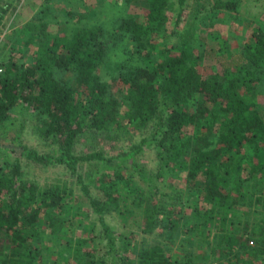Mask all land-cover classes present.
Wrapping results in <instances>:
<instances>
[{"label":"trees","instance_id":"obj_1","mask_svg":"<svg viewBox=\"0 0 264 264\" xmlns=\"http://www.w3.org/2000/svg\"><path fill=\"white\" fill-rule=\"evenodd\" d=\"M116 1L126 13L112 21L110 30L101 20L88 25L72 23L69 33L61 32L60 25L55 30L25 29L22 42L34 56L3 59L0 75V125L20 106L33 112L38 135L58 146L59 156L23 146L25 157L35 164H61L76 177L98 216L102 227L99 238L102 242L106 239L105 252L94 260V225L90 238L84 231L81 236L61 239L64 229L74 223L65 217L75 205L74 188L67 180L46 188L26 180L17 159L0 163V256L44 259L41 253L46 245L41 248L40 242L58 235L62 248L53 264H63L62 259L69 262V258L77 264H107L106 257L119 264H195L194 246L211 247L210 255L218 260L233 254L260 260L264 256V112L257 108V99L264 97V19L254 15L256 23L248 22L251 37L238 46L220 40L216 50L207 47L204 35L195 42L196 33L200 30L212 36L207 29L237 16L240 2L197 1L193 19L187 23L192 37L180 38L169 47L158 41L166 34L178 33L187 0L177 4L175 0ZM10 7H0V24ZM50 11L43 3L35 20L47 18L50 21L41 26L47 25L52 21ZM116 48H124L127 56L112 62L110 53ZM207 56L216 62L208 65L209 74L204 76L202 66ZM131 127L150 129L149 144L159 134L161 139L159 168L154 176L140 171L139 164L131 166L130 177L138 170L150 184L148 189L136 187L137 191L127 197L121 192L122 182L130 184L124 170L132 171L127 169L126 159L119 165L121 155L106 157L102 151L77 154L76 144L89 133L121 138V132L126 134ZM147 141L132 143V150L123 157L134 156L133 150L141 149ZM93 160L116 168L113 174L98 178L96 190L82 171V163ZM169 172L175 176L186 172L185 192L177 191L176 202L183 200L184 208L180 218H174L175 213L162 201L153 203L160 191L153 182ZM131 197L140 207L138 228L149 234L162 230L168 240L135 249L134 233L120 235L105 221L116 212L124 226L132 225ZM240 206L258 214L261 224L246 222L242 229L236 228L242 223ZM229 213L235 218L230 219ZM189 219L194 220L188 223ZM231 225L236 226L235 231ZM249 226L256 245H249L244 233L240 234ZM180 231L182 241L176 247ZM118 240L124 241L123 247ZM174 246L182 255H171ZM128 252L135 253L133 260L124 257ZM248 260L239 257L236 262L248 264Z\"/></svg>","mask_w":264,"mask_h":264},{"label":"rangeland","instance_id":"obj_2","mask_svg":"<svg viewBox=\"0 0 264 264\" xmlns=\"http://www.w3.org/2000/svg\"><path fill=\"white\" fill-rule=\"evenodd\" d=\"M202 2L203 0H187L186 8H185V16L178 28L177 34H166L165 39H159L158 44L162 45L163 43L168 44L169 47H172L174 43L179 42V39H185L186 36H191L188 32V20L193 19V13L196 9V3ZM240 2V8L238 15L234 18H223L224 15L220 14L221 18L225 20L222 22H218L214 27H209L207 29L208 34L212 33V36L207 35V33L200 32V30L196 33V37L194 39L195 42H199L198 38L206 36L205 40L207 43V47L218 49L220 47V40H228L233 46H238L239 43H242L244 39H248L252 35L251 29L248 27V22L256 23L254 15H258L259 20L264 19V0H238ZM176 4L178 0H175ZM45 3L46 6H49L51 9V22H48L47 25L41 26L42 23L50 21L49 19L39 20L36 19L37 13L40 10V7ZM10 5L8 12L5 14L4 18H2V22L0 24V68L3 69L1 65V61L3 59H7L9 57H16L28 60L33 55V51L31 53L30 47L26 46L22 42V35L25 29L31 32L39 31L43 28H49L50 30H55L56 25H60L61 32L69 33L72 27V23H76L80 21V25H88L95 22L97 20H101L106 22L105 26L107 29H112V21L118 17L119 15L125 14V9L119 5L116 0H0V7ZM113 6L117 7V10H114ZM68 11V13H67ZM131 11V10H130ZM74 15V16H73ZM175 12L174 17L171 18L170 24L174 26L175 23ZM69 19V20H68ZM200 23H198L199 26ZM30 25L29 27H26ZM193 25V24H192ZM217 38V39H216ZM12 45H14L12 47ZM203 45V44H202ZM110 61H120V58L124 59L127 54L124 52V48H116V50H112L110 53ZM206 65L202 66V74L207 76L209 74L208 65L214 64L215 58L211 56H207L204 60ZM102 74H105V69H102ZM126 89V87L124 88ZM257 108L260 112H264V97H259ZM37 122L33 115V112L25 107H18L14 111H12L10 118L3 124L0 125V163L5 162L6 160H10V162H15V160L20 161V165L23 171V177L28 180L39 184V186L46 188L47 186L57 183L60 180H67L69 184L75 190V197L71 206L67 213L66 218L69 222L73 220V225L69 227V229H64V234L60 235L62 240H68L72 236L78 237L83 234L84 231L87 233V238L92 237V233L90 232L91 228L94 227V235L96 242V251L94 260L98 261L102 254L105 252L106 239L101 241L99 238V232L102 230L101 224L99 223L98 216L95 215L89 205L88 198L81 191L80 185L77 182L75 176L71 175L69 170L65 169V166L61 164H35L29 161L24 154L22 149L23 146H27L32 148L42 154H50L51 157L59 156L58 146L52 144L49 141L43 140L37 132ZM151 129L152 126H150ZM150 129H137L135 127H131L130 130L125 134L121 132V138H117V136L112 135H103V136H95L93 133L86 134L81 137L76 144V153L77 154H85L92 152L102 151L105 153L106 157L112 156H120L119 165L124 162L123 159H126L125 164L128 165L127 169H132L131 166L133 163L139 164L141 168L139 170L147 172L150 176H154L159 168V156L157 154L159 140L161 139V135H157L155 137V141L149 144V141L152 137L150 136ZM124 135V136H123ZM149 135V136H148ZM146 139L148 140L143 144L141 149L133 150L134 156L126 158L123 157L124 153H128V151L132 150V143H142V141ZM124 164V165H125ZM84 166L82 171L84 173L83 177L86 179L87 183H91L95 190L99 185L98 178L105 174H113L115 171V167L106 166L105 163L95 161L92 162H84L82 163ZM133 172L129 170H124L125 177L129 178L130 184H121V192L127 193L124 196H131L137 191L136 187H141V189H148L150 185L147 182H144L143 178H141L134 171V177H130ZM185 174L186 172H182L180 175L175 176L174 173L169 172L162 178H159V181L155 179L152 186L157 185L160 189L159 192L155 194L153 203H160L162 201L169 211L174 212V218H180L183 216L181 214V210H183L182 202H176L177 200V191H181L183 194L185 192L186 183H185ZM113 177V175H111ZM132 192V193H131ZM133 204L130 205L132 209L131 218H129V223L132 225L124 226L123 221L120 219V216L114 212L113 215H107L105 217V221L111 225L116 231L120 233V235H129L135 234L136 238L133 241V248L139 249L140 245H147L158 243L163 240H168L169 238L162 233V230H158L155 233L149 234L143 232L142 228H138L141 220L138 219L140 213L139 204L135 202V198H129ZM130 201V202H131ZM123 203V201H121ZM177 203V205L175 204ZM203 203V202H200ZM172 204H175L174 206ZM204 209V204H202ZM240 213L238 216L242 217V223L236 227L231 225L233 231L236 228H243L247 225L246 222L259 225L261 222L258 221L260 216L258 214H252L249 212L247 206H240ZM187 212H190L187 209ZM234 214V213H233ZM232 213H229V218L234 219ZM194 219L186 220L188 223H191ZM183 224V222H181ZM89 231V232H88ZM185 232V228L183 229ZM251 227H248V231H241L243 239L248 241L249 245H256V240L253 238L254 236L250 235ZM181 234L176 236V247L179 245L181 240ZM59 236L56 235V239L48 237V241L40 242V247H44V251L41 255L44 259L26 261L19 258H10L5 254L0 256L2 258L1 264H53V261L56 258L58 250L62 248L59 245L58 241ZM100 239V240H96ZM251 241L254 243L252 244ZM98 242V243H97ZM121 242V243H120ZM118 244L120 247H123L124 241L118 240ZM175 246L172 250V256L176 254L182 255L181 251ZM196 250L194 253L196 254L194 258L195 264H241L242 262L238 261L239 257H243V259L248 260V255L242 254V256H234L232 257H224L222 256L221 260L217 259L215 255H210V249L204 247L194 246ZM169 250H167L168 252ZM217 252H221L220 250H216ZM55 252V253H54ZM123 252V251H122ZM7 253V252H6ZM61 253V252H59ZM124 253V252H123ZM193 253V252H191ZM193 253V254H194ZM63 254V252H62ZM170 255V251L168 253ZM222 254V252H221ZM5 255V256H4ZM65 255V254H64ZM126 256L133 260L135 258V253L128 252L125 253ZM248 256V257H247ZM107 264H119L120 261L114 262L111 257H106ZM44 261V262H43ZM67 262L66 259H62L63 264H77L73 258H69ZM55 264H58L57 261ZM98 264V263H96ZM243 264V263H242ZM248 264H264V256H260V260L251 261L248 260Z\"/></svg>","mask_w":264,"mask_h":264},{"label":"built area","instance_id":"obj_3","mask_svg":"<svg viewBox=\"0 0 264 264\" xmlns=\"http://www.w3.org/2000/svg\"><path fill=\"white\" fill-rule=\"evenodd\" d=\"M2 71H3V69L0 68V75H1ZM251 243L253 244V241H251ZM0 264H1V258H0Z\"/></svg>","mask_w":264,"mask_h":264}]
</instances>
